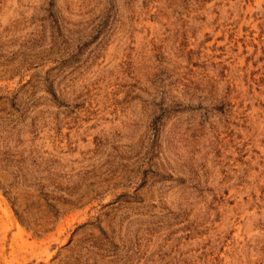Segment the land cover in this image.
<instances>
[{
    "label": "rangeland",
    "instance_id": "374dc122",
    "mask_svg": "<svg viewBox=\"0 0 264 264\" xmlns=\"http://www.w3.org/2000/svg\"><path fill=\"white\" fill-rule=\"evenodd\" d=\"M0 264H264V0H0Z\"/></svg>",
    "mask_w": 264,
    "mask_h": 264
}]
</instances>
